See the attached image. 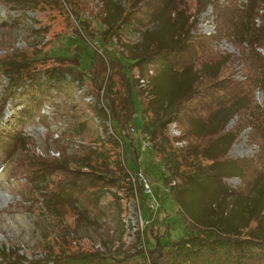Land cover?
Returning <instances> with one entry per match:
<instances>
[{
	"label": "rangeland",
	"instance_id": "rangeland-1",
	"mask_svg": "<svg viewBox=\"0 0 264 264\" xmlns=\"http://www.w3.org/2000/svg\"><path fill=\"white\" fill-rule=\"evenodd\" d=\"M113 1L109 12L115 13L114 17L110 14L107 17L115 28L106 34L101 0H37L24 9L0 3V61L5 57L15 60L22 55L26 63L41 69L75 64L81 73V81H74L70 91L61 94L52 91L31 122L22 118L24 125L14 126L22 132L23 142L12 150L0 147V252L6 254V262L0 257V264H16V261L28 264L26 260H51L73 252L95 253L105 256L111 263L123 259L122 264H150L149 249L155 248L156 243L169 248L170 243L183 237L185 219L190 218L203 226L208 235L240 230L242 234L264 233L261 217L264 215V143L259 142V134L253 133L250 127L240 128L226 155L242 166V176L228 177L225 182L247 198L204 193L203 201L195 204L194 212L186 202L183 206L177 204L170 186L164 183L166 174L160 162L148 146H142L145 141L140 130L147 115L138 103L134 121L139 128H130L128 132L136 136V154L139 156L136 158L129 146L124 147L122 154L123 138H115L118 149L104 142L109 135L115 136L116 129L103 96L108 86L112 95L123 89V70L134 79L140 75L136 67H129L131 57L141 53L152 41L172 43L181 21L192 24L188 38L193 41L201 35L213 34L216 26L213 6L204 5L205 0ZM217 1L220 6L232 2ZM233 1L243 11H247L252 2ZM257 9L254 22L259 26L264 18V7L259 5ZM121 12L128 13L124 22L119 20ZM211 46L213 63L202 67L201 72H216L219 77L244 80L248 43L224 37L213 41ZM256 51L264 56V48L256 47ZM94 54L97 55L95 66L92 63ZM71 56L73 58L69 60L67 57ZM169 72L168 78L175 88L192 75L191 72L176 75ZM66 78L73 80L70 73ZM157 79L163 88L169 82L161 73ZM212 79L204 83L213 82ZM100 80L99 86L96 83ZM7 86L8 77L0 70V106L7 98L0 128L6 126L13 109L21 107L14 104L20 101L19 98L8 95ZM136 88H140L137 83ZM144 96H141L143 102L151 100ZM166 99L152 102L150 107L157 111ZM253 99L264 108V90H255ZM236 119L232 118L226 129H234ZM203 127L197 130L204 133L211 129ZM183 129V123H172L168 133L182 137ZM99 140L105 143L104 156L111 162L107 171L95 165L89 154V147L96 148L94 144ZM190 142L200 143V140L186 136L174 144L181 147ZM37 159L62 166L47 179H53V185L39 178L30 181L29 164ZM119 159L121 164H127L128 177L119 172L116 166ZM85 163H91L95 170L83 167ZM70 168L82 173L81 184L87 182L84 178H89L91 171L103 176H118L114 187L105 184L100 187L103 195L96 210L91 211L94 205L90 200H81L82 195L77 190H67L61 196L55 191V196L47 195V201H44L45 197L34 188L44 185L53 190L57 183L74 182L76 173ZM173 180L176 184L173 192L186 187L181 177ZM8 259L11 262H7Z\"/></svg>",
	"mask_w": 264,
	"mask_h": 264
},
{
	"label": "trees",
	"instance_id": "trees-1",
	"mask_svg": "<svg viewBox=\"0 0 264 264\" xmlns=\"http://www.w3.org/2000/svg\"><path fill=\"white\" fill-rule=\"evenodd\" d=\"M36 1L0 0V3L24 9ZM251 1L247 11H243L237 8L233 0L230 5L226 6H220L217 0H205L204 5L212 4L216 16L213 34L201 35L198 40L193 41L188 38L189 30L193 27L192 24L181 21L177 26L178 33L172 43L152 41L141 53L131 57L132 61L129 62V67L137 68L140 74L139 78L134 79L123 70V75H121L123 89L112 95L111 88L108 86L106 88L109 90L106 92L108 94L105 93L103 96L110 119L114 122L116 129L114 132L116 137L109 135L104 142L118 149L119 145L115 138H123L127 143L122 142V154L124 147L129 146L128 148L132 150L135 157L139 156L136 154V136L129 135L128 132L130 128H139L134 121L138 103L139 108L147 115L144 120L145 125L140 130L144 133L142 140L147 141L151 153L160 162L163 173L166 174L163 177L164 183L170 186L172 197L175 198L179 206L185 205L186 202L190 211L193 212L195 204L198 201H203L204 193L247 198V196H242L232 190L225 182L228 177L242 176V166L234 160L228 159L226 155L243 126L250 127L253 133L257 132L259 142L264 143V108H260L253 99L255 90H264V56L256 51V47L264 48V18H261L262 22L259 26H256L254 22L258 15L257 7L259 5L264 7V0ZM101 2L105 14L103 21L106 25L104 31L106 34L114 31L115 28L114 24H111L112 20H108L107 17L109 14L110 16L115 14L109 12V6L114 1L101 0ZM120 15L121 22L128 18V13L121 12ZM177 15L180 16V13ZM224 37L237 39L240 43L245 41L249 45L244 80L219 77L216 72L214 74L201 72L202 67L213 63L211 62L214 58L212 42L219 41ZM19 56L21 57L15 60L5 57L0 61V70L8 77L6 92L9 96H13V99L19 98L20 101L14 102V104L21 106L18 109H13L12 116L6 126L0 128V147L4 146L11 150L23 142L22 132L14 127L16 124L24 125L26 121L31 122L30 120L39 114L43 104L48 101L52 91H56L58 94L65 90L70 91L74 86V81H81V73L75 64L41 69L26 63L24 57ZM96 56L94 54L92 62L94 66ZM67 58L71 60L73 57ZM58 62L60 63L59 60ZM224 62L225 60L218 65V68ZM145 65L147 68L144 69ZM89 69H92L91 66ZM169 70L175 75L186 72H191L192 75L186 82L175 88L171 85L173 82L168 78ZM67 73L72 76V81L66 78ZM160 73L161 76L164 75L169 80L165 88L159 84L160 80L157 79ZM211 78H213V82L204 83ZM140 79H143L144 86H141ZM100 83L101 80L96 84L100 86ZM136 83L139 85V89L136 88ZM143 95L151 100L143 102L141 98ZM162 98L167 99L161 102L162 105L157 111L150 107L152 102ZM5 100L0 106V118L3 116ZM101 111L103 112V110ZM234 117L237 118L234 129H226L227 123ZM22 118L25 119L24 123ZM176 122L184 124L182 137L176 138L168 133L169 125ZM11 123L13 126L10 125ZM203 126L211 127V129L204 133L197 130L198 127ZM186 136L199 139L200 143L190 142L181 147L175 146L176 141L184 139ZM204 140L205 142H203ZM102 141L99 140L94 144L97 145L96 148L89 147V154L92 160L94 159L95 165L97 164L101 169L107 171L111 162L109 157L104 156L106 147ZM122 164L119 159L116 166L122 175L128 177L127 164L125 165L123 162ZM57 165H53L52 162L50 164L42 163L38 159L36 162L30 161L28 168L30 181L39 178V180L47 182V179L56 170L62 168ZM82 166L95 170L91 163H85ZM66 167L65 165V169L68 168ZM70 170L76 173L74 182L65 180L57 183L55 184L57 187L53 190L45 188L44 185L34 187L42 197H45L44 201H47V195L55 196V191L61 196L68 192L67 190H77V193L82 195L81 200H90L94 205L91 207V211H94L103 195L100 187L104 184L114 187L115 180L118 179L116 178L118 176L115 175L103 176L91 171L89 178H84L87 182L81 184L82 173L75 168H70ZM176 177H181L185 181L186 187L180 188L178 192H173L172 190L176 187L173 179ZM172 182L173 184H171ZM47 183L52 184L53 179ZM140 184L142 185L141 182ZM75 197L78 198V196ZM261 217L264 219V215ZM185 220L186 228L184 227L183 237L170 243L169 248H163L160 243H156L155 248L149 249L150 264H264V233L257 235L250 231L247 234H242L240 230L208 235L203 231V226L201 227L191 218ZM0 257H2L1 261L6 262L4 251L0 252ZM26 261L28 264H47L48 261H52V264H122L124 260L120 259L111 263L105 256L101 257L95 253L73 252L59 255L51 260ZM7 262H11L10 259ZM16 264H22V262L16 261Z\"/></svg>",
	"mask_w": 264,
	"mask_h": 264
},
{
	"label": "built area",
	"instance_id": "built-area-1",
	"mask_svg": "<svg viewBox=\"0 0 264 264\" xmlns=\"http://www.w3.org/2000/svg\"><path fill=\"white\" fill-rule=\"evenodd\" d=\"M150 73H151V71H150ZM137 78H139L138 74H137ZM140 84H141V86H144V81H143V79H140ZM143 141H145V140H143ZM142 146H143V147H144V146L147 147V146H148L147 141L143 142V143H142Z\"/></svg>",
	"mask_w": 264,
	"mask_h": 264
}]
</instances>
